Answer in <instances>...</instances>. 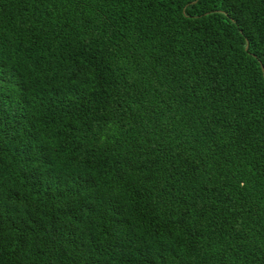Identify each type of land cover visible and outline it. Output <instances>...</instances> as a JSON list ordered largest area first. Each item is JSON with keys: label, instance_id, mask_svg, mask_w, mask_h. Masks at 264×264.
I'll list each match as a JSON object with an SVG mask.
<instances>
[{"label": "trees", "instance_id": "1", "mask_svg": "<svg viewBox=\"0 0 264 264\" xmlns=\"http://www.w3.org/2000/svg\"><path fill=\"white\" fill-rule=\"evenodd\" d=\"M0 264H264V0H0Z\"/></svg>", "mask_w": 264, "mask_h": 264}]
</instances>
